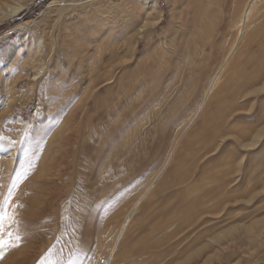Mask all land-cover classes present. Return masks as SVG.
<instances>
[{"label": "rangeland", "instance_id": "374dc122", "mask_svg": "<svg viewBox=\"0 0 264 264\" xmlns=\"http://www.w3.org/2000/svg\"><path fill=\"white\" fill-rule=\"evenodd\" d=\"M200 1L30 0L0 23V161L15 152L10 170L0 162V264H264V230L207 245L264 219V136L245 146L263 127L264 91L219 107L212 92L202 99L210 46L191 74L168 51L156 57L171 38L184 50L205 11L210 43H222L237 0ZM261 54L248 49L245 74ZM218 205L221 220L178 231V211Z\"/></svg>", "mask_w": 264, "mask_h": 264}, {"label": "bare ground", "instance_id": "6f19581e", "mask_svg": "<svg viewBox=\"0 0 264 264\" xmlns=\"http://www.w3.org/2000/svg\"><path fill=\"white\" fill-rule=\"evenodd\" d=\"M28 1L30 0H0V23L3 22L4 19L8 17L16 16L17 14L22 12ZM200 2L202 3H199V5L197 4L198 5V6L196 5L197 7L203 4L204 1L201 0ZM62 12H63L62 10L59 11L60 15L63 14ZM205 14H206V11L203 14L204 16L203 15L201 16L199 14L200 24L196 22L197 24L193 25V29H190L189 32L187 33L188 36L186 38L185 44H183L184 50L181 48L182 50L178 51V48L174 47V43L177 39L171 38L169 43L166 44L165 48L161 47L160 50L157 52V55H156L157 59H159L160 61H164L167 58V57L165 58V54L168 51V54H172L176 56L177 58L180 57L179 59L182 62L188 61L187 65L185 66L187 67L189 63V69L188 68L187 69H188V74H191L192 72L191 64H193L196 57H200V59H198L200 62H204L208 60V58L204 56V52H205L204 49L210 46V48L212 49V52L215 51V55H212L211 52L208 53V55L210 57L214 56L216 58V62L210 68L207 69L209 72L210 81L202 96L203 101L212 92L213 94L212 99L215 102L217 100L218 106L222 107V105L225 103L226 104H229L232 102L234 103V101L238 100L239 97L242 95L241 94L242 92L243 93L247 92V94L249 93L255 94L258 92H263L264 91V60L257 62V59H255L253 62V66L256 63L260 64V66L258 68H255L253 70L254 72L252 73L249 72V74H245L243 70L240 68L239 64L241 63L243 59H245L248 49L251 48V46L254 44L258 47V49L260 50V53H262L261 58H264V49H262L264 48V1L263 0H237L235 2V6L232 12L230 13V18H227L225 26L223 30L221 31L222 32V35H221L222 43L217 47H215V45L213 46V44L210 43L211 41L210 39L213 38L211 32L212 30H214V25L210 24V19L206 17ZM196 17L198 18V16ZM159 19L160 18H156L155 20H153V24L157 25L158 22L160 21ZM142 26L146 27L147 23L146 22L143 23ZM206 43L210 45H206ZM193 56L195 57L193 58ZM201 56L203 58H201ZM122 60L123 59H121V62ZM105 68H106V75H109L111 71L113 70L112 65L110 63L106 64ZM181 68H182L181 66H178L173 69L174 71L173 74L175 75V77L182 73ZM146 74L148 76H152V74L154 73L151 69H149V71ZM107 77L108 76H106L105 81H109L110 78H107ZM234 81H236L235 84H233ZM172 87L173 85L168 84L166 87H164L165 92L170 91ZM128 88L130 87L128 86ZM135 88H136V85H134L132 89L135 90ZM164 96L165 95L163 94L161 95L162 99L164 98ZM228 100L229 102H227ZM152 103L157 104L156 100H154ZM153 104L152 106L154 107ZM261 115H264V113H262ZM222 121L223 120L220 119L217 123L208 125L210 128L213 129V132H214V134L212 133L210 134V137L208 138L209 140H214L215 137L218 136V133H219L218 128L220 127V123H222ZM262 124H263V127L259 128L258 131L255 132V134L252 136L248 144L245 146L253 148L259 144L261 138L264 136V118L262 120ZM79 130L80 129H78V131ZM78 131H76L75 133L77 134L80 133ZM89 133H91V131H89ZM180 134H181V130L176 135V138H175L176 141ZM240 144L242 143L240 142ZM57 150H59V147H57ZM5 154L6 156L3 157V159L0 162L7 168V170H10L12 165L14 164L15 152L11 150V151L5 152ZM72 155H75V153L73 152ZM138 202H139V199L135 201L134 205H137ZM200 207H198L199 211L197 210L196 211L197 213L194 212L196 214L194 215L193 213L191 217H188L187 214L192 212V210H195L196 208L186 209V210L182 209L178 211L180 213L179 215L180 218H182L184 214L186 213V217L184 218L185 221L182 222V220L180 219V222L182 223V225H180V228L178 230L180 233H183L184 230H187L190 227H194L195 223H197V221L202 216L218 215L216 216V218L220 220L223 217L222 216L223 214H221V211L223 210L221 206L219 205L208 207V208L207 206L203 208H200ZM226 216H229V214H226ZM208 223L209 221H204V222L201 221L198 227H204L206 229L207 227L205 226H207ZM263 224H264V219L258 220L248 226H243L242 224V225H237L234 227H229L225 231L219 233L215 238H212L211 241H208L207 245L217 244L218 245L217 251L219 252L220 250L219 246L222 245L221 241L228 239L227 241L229 242L232 239V233L235 232L237 229L243 228L244 231L248 233L250 236H252L251 238H253V237L260 236L261 233H263L262 232V230H264ZM260 225L262 227H259ZM3 246H5L4 252H6V253L4 252L3 253L7 255L10 248L7 243H5ZM226 249H227V246H226ZM6 255L5 256L3 255V256L7 257Z\"/></svg>", "mask_w": 264, "mask_h": 264}, {"label": "snow or ice", "instance_id": "6c2138e0", "mask_svg": "<svg viewBox=\"0 0 264 264\" xmlns=\"http://www.w3.org/2000/svg\"><path fill=\"white\" fill-rule=\"evenodd\" d=\"M8 196H11V190L9 191ZM7 200H8V197L5 198V201L3 203H0V231H2V222L6 219H9L7 212L4 210V204L7 203ZM18 239L19 237H17V240ZM4 243H5L4 241H0V258H3V255H4L3 250H2ZM15 246L19 247V244H16Z\"/></svg>", "mask_w": 264, "mask_h": 264}, {"label": "built area", "instance_id": "2783aa9c", "mask_svg": "<svg viewBox=\"0 0 264 264\" xmlns=\"http://www.w3.org/2000/svg\"><path fill=\"white\" fill-rule=\"evenodd\" d=\"M99 264H107V262H106V260L101 259L100 262H99Z\"/></svg>", "mask_w": 264, "mask_h": 264}]
</instances>
